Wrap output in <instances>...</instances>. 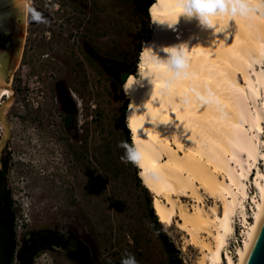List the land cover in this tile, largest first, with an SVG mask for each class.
I'll return each mask as SVG.
<instances>
[{
	"label": "rangeland",
	"instance_id": "obj_1",
	"mask_svg": "<svg viewBox=\"0 0 264 264\" xmlns=\"http://www.w3.org/2000/svg\"><path fill=\"white\" fill-rule=\"evenodd\" d=\"M26 1L43 22L33 21L24 11L32 56L18 57L19 66L7 81L11 103L0 109V168L8 157L6 184L14 200L18 242L39 229H58L77 236L93 264H120L125 251L138 264H172V258L180 264H201L202 251L189 243L185 231L157 217L155 225L148 204L153 194L142 181L136 183V167L121 160L124 150L118 146L125 141L122 109L127 99L118 72H137L141 47L151 32L144 10L148 12L155 0ZM77 4L88 14L83 36L90 38L93 54L80 51L78 34L72 46L77 54L70 56L68 44L63 45L71 42L65 35L83 14L75 13ZM60 95L71 103L72 129L63 124L65 100ZM263 98L264 90L259 101ZM257 165L264 167L262 160ZM201 193L206 209L215 203L221 210L220 201ZM249 197L243 199L245 214ZM180 201L187 207L194 204L187 197ZM163 234L173 244L172 254L164 247ZM201 236L212 241L207 234ZM69 250L46 249L33 264H78ZM219 264H226L225 259Z\"/></svg>",
	"mask_w": 264,
	"mask_h": 264
},
{
	"label": "bare ground",
	"instance_id": "obj_2",
	"mask_svg": "<svg viewBox=\"0 0 264 264\" xmlns=\"http://www.w3.org/2000/svg\"><path fill=\"white\" fill-rule=\"evenodd\" d=\"M23 1L26 11L29 4ZM175 3L155 0L148 8L151 32L141 47L137 72L123 84L129 100L125 121L143 145L144 169L138 168V176L153 194L158 221L185 231L189 243L202 251L201 264H219L224 259L226 264H241L264 207V167L257 165L259 160L264 165V98L259 101L264 90V0H244L247 14L221 18L217 21L223 29L220 32L183 16L172 27L152 21L153 16L170 19L176 15ZM180 43L188 44L187 77L167 88L164 77L157 76L154 85L145 78L124 89L129 77L138 76L141 56L148 47L164 57L162 48ZM7 85L9 90L0 94L1 110L12 99ZM209 91L212 102L202 103L198 94L207 96ZM4 98L9 101L3 102ZM130 135L132 141V130ZM250 180L258 196H247ZM201 190L221 202L220 211L215 203L207 209L203 206ZM180 197L191 198L194 204L187 207ZM246 197L255 205L249 223L243 211ZM237 209L247 225V237L235 259L229 253L223 256V248L234 231L232 218Z\"/></svg>",
	"mask_w": 264,
	"mask_h": 264
},
{
	"label": "clouds",
	"instance_id": "obj_3",
	"mask_svg": "<svg viewBox=\"0 0 264 264\" xmlns=\"http://www.w3.org/2000/svg\"><path fill=\"white\" fill-rule=\"evenodd\" d=\"M175 13L173 17L163 18L153 16L152 21L161 24H168L169 27L174 26L178 19L183 16L186 19H195L198 23L206 28L213 29L215 32H220L223 29L217 27V21L223 17H235L237 14L245 15L249 8L244 0H176ZM31 13L32 20L35 22H43L42 15L32 9L27 8ZM146 55L141 56V63L138 67V76L129 77L125 83L124 89L127 90L133 83L142 81L145 78L154 85L157 76H163L165 79L164 87L167 88L174 80H178L188 76L189 56L188 44L180 43L177 45L162 48L161 51L166 53L161 57L158 52L153 51L148 47ZM152 65V67H148ZM202 103L212 102V93L209 91L207 96L199 95L197 97ZM185 102L187 100L185 99ZM127 126L132 130V143L121 141L119 147L124 150L121 160L125 163H132L140 169H144V152L143 145L136 139L137 132L132 128L130 122L126 121ZM142 178H145L144 171H141ZM149 176L155 179V173H149ZM87 182V180H86ZM85 182V183H86ZM102 194V193H101ZM120 264H138L135 256L125 251L121 256Z\"/></svg>",
	"mask_w": 264,
	"mask_h": 264
},
{
	"label": "trees",
	"instance_id": "obj_4",
	"mask_svg": "<svg viewBox=\"0 0 264 264\" xmlns=\"http://www.w3.org/2000/svg\"><path fill=\"white\" fill-rule=\"evenodd\" d=\"M154 0H151V4ZM144 15L147 18V24L148 21V12L147 9L144 10ZM119 75L117 76L119 80V84L122 86L126 80V78L134 74V70H127L118 72ZM128 100H125V104L122 109V114L124 117L125 110L127 109ZM73 116L71 113V109L68 111L67 114L63 116V124L67 129H72L73 124ZM123 130H124V139L129 144H131V135L129 129L126 127V122H123L122 124ZM2 167L0 168V256L5 258L7 260V263L13 262L15 259V256L17 254V251L20 247V243L17 240V216L13 209L14 206V200L11 195L10 189L7 187L6 184V174L8 170V157H4L2 160ZM136 167V166H135ZM139 169L136 167V170L134 171V177L136 179V183L138 185H141V180L138 177ZM149 213L150 216L154 219L155 225L158 226L159 223L156 221V215L154 214L152 204L149 200ZM161 239L163 241L164 247L167 250L169 254H172L174 252L173 244L168 241L163 234L161 236ZM56 238L48 237V238H41L36 242V240H32L30 244H25L22 248H20V252L18 255V258L20 260L21 264H32L31 256L36 251V249L40 247H45L50 243H53L56 241ZM172 264H180L179 260H176L175 258H172L171 261Z\"/></svg>",
	"mask_w": 264,
	"mask_h": 264
},
{
	"label": "water",
	"instance_id": "obj_5",
	"mask_svg": "<svg viewBox=\"0 0 264 264\" xmlns=\"http://www.w3.org/2000/svg\"><path fill=\"white\" fill-rule=\"evenodd\" d=\"M15 29L21 31L15 34ZM22 29L24 33V1L0 0V94L9 90L7 81L20 54L19 48L21 50L23 39ZM12 47L15 54L11 59L6 60L5 57L8 55L6 50ZM262 221H264V207L241 264H246V257H248L250 249L252 255L247 260V264H264V231L258 235V228ZM66 234L58 229L50 230L45 228L34 231L30 237L33 239L56 237L61 240L57 248H64L62 241L66 237ZM78 241L80 240L78 239ZM78 241L72 240L70 242L71 248H76L79 243ZM254 244L255 247L253 248ZM90 264L93 263L90 262Z\"/></svg>",
	"mask_w": 264,
	"mask_h": 264
},
{
	"label": "flooded vegetation",
	"instance_id": "obj_6",
	"mask_svg": "<svg viewBox=\"0 0 264 264\" xmlns=\"http://www.w3.org/2000/svg\"><path fill=\"white\" fill-rule=\"evenodd\" d=\"M74 1H77V0H74ZM82 3V2H81ZM83 5H87V4H84L83 3ZM82 6V5H81ZM31 7V6H30ZM81 7H78V4H77V6H76V10H75V13H83L82 15H80L81 17L79 18V20L77 21V24H76V29L74 28V29H72V31L71 32H68V33H66V35H65V37L68 39L69 37H71V42H66L65 41V43H63V45L64 44H68V46L69 47H66L65 46V49H67L66 50V53L68 52L69 53V55L71 56L73 53H78V48L77 47H72L73 45H74V43H73V41H74V37L76 36V34H78L77 36H79V38H80V40H79V43H82V47H81V52L82 53H84V55L85 54H87V52H88V54H91L92 53V50H91V47H90V44H88V41H89V37H84L83 35H84V31H83V26H84V24H85V22L87 21V19H88V14L87 13H85V12H83V10L82 9H80ZM26 12H28L27 10H26ZM25 12V13H26ZM74 18H76V16L74 17ZM21 30H19V29H15V31H14V33L15 34H18L19 32H20ZM74 31V32H73ZM12 32V31H11ZM22 33H23V29H22ZM46 33H48L47 31H45V35H46ZM65 34V33H64ZM27 35H28V32H27V28L25 27V31H24V37H23V42H22V47H21V51H20V48H19V51H20V56H19V60H22L23 58H25V59H28V57H30V56H32V54H31V52L33 51V49H31V50H29V47L31 46V40H30V37H27ZM31 35H33V36H31V39H32V41L34 42V40H33V38H34V36H35V31L34 32H32L31 33ZM87 35H90V34H87ZM84 39H86V40H84ZM27 42H29V44H27ZM13 47L12 48H9V49H7L6 50V53H8V55L5 57L6 58V60L7 59H11L13 56H14V54H15V51L13 52ZM76 54H74V55H76ZM93 54V53H92ZM83 55V54H82ZM63 57H65V55H62ZM69 56V57H70ZM86 57V56H85ZM64 59H67V58H64ZM66 61V60H65ZM19 64V62L17 63V65H16V67H15V69H14V71H16V69L18 68V65ZM15 66V65H14ZM13 75V74H12ZM9 87H10V84H9ZM11 88V87H10ZM12 90V89H11ZM12 95H13V91H12ZM60 97H61V95H60ZM64 97H61L60 99H63ZM66 98V97H65ZM63 100H65L64 102H63V109L66 111V113L65 114H67L68 113V111L72 108L71 106H70V101L68 100V99H63ZM73 124H74V121H73ZM73 124H72V128H73ZM53 238H56V237H53ZM41 238H39V239H33V238H31L30 236L23 242V243H20L21 245H20V247H19V249H18V251H17V254H16V256H15V259L13 260V262H9V263H7V260H5V258H3V257H1L0 256V264H21L20 263V260H19V258H18V255H19V252H20V248H22L25 244H30L31 243V241L32 240H36V242L38 241V240H40ZM57 240L56 241H54L53 243H50V244H48L47 246H45V247H40V248H38V249H36V251L32 254V256H31V260H32V264H33V261H34V259L36 258V256L40 253V252H42V251H44V250H46V249H49V250H54V249H59V250H61V248H57V246H58V244L61 242V240L59 239V238H56ZM78 239L79 238H77V236H75V235H73L72 234V232L71 233H67L66 234V237L63 239V241H62V244H63V246L64 247H66L67 249H70L69 250V252H71V254H70V256L72 257V258H74V259H76L77 261H78V264H90V260H88L87 259V257H88V251H83V248L80 246V245H78L76 248H71V246H70V242L72 241V240H77L78 241ZM80 240V239H79ZM79 242V241H78ZM80 244V243H79Z\"/></svg>",
	"mask_w": 264,
	"mask_h": 264
},
{
	"label": "built area",
	"instance_id": "obj_7",
	"mask_svg": "<svg viewBox=\"0 0 264 264\" xmlns=\"http://www.w3.org/2000/svg\"><path fill=\"white\" fill-rule=\"evenodd\" d=\"M261 138L264 139V130L263 133L261 134ZM255 175V174H254ZM250 176L251 178L254 177ZM251 181V180H250ZM248 181L249 183V194L250 195H258L257 189L252 186L251 182ZM251 188V190H250ZM246 209L245 212L247 213V219L248 223L253 221V213H254V203L251 201L249 198L247 200V203H245ZM237 222L234 223V231L233 233L228 237V242L223 248V256H225L227 253L233 258H237V252L240 246L243 245L245 238L247 237L246 230H247V225L243 223L241 220V214L236 215Z\"/></svg>",
	"mask_w": 264,
	"mask_h": 264
},
{
	"label": "snow or ice",
	"instance_id": "obj_8",
	"mask_svg": "<svg viewBox=\"0 0 264 264\" xmlns=\"http://www.w3.org/2000/svg\"><path fill=\"white\" fill-rule=\"evenodd\" d=\"M262 231H264V221H262L261 225L258 228V235L261 234ZM252 247L254 248L255 244ZM251 255H252V251L250 249L248 257H246V264H247V260L251 257Z\"/></svg>",
	"mask_w": 264,
	"mask_h": 264
}]
</instances>
